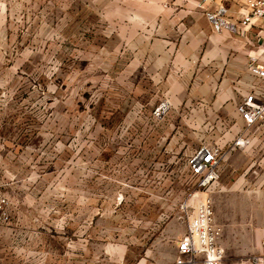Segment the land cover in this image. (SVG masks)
Wrapping results in <instances>:
<instances>
[{
    "label": "rangeland",
    "instance_id": "obj_1",
    "mask_svg": "<svg viewBox=\"0 0 264 264\" xmlns=\"http://www.w3.org/2000/svg\"><path fill=\"white\" fill-rule=\"evenodd\" d=\"M205 16L200 0H0V264H54V246L55 264H135L178 219L196 187L189 158L233 138L226 106L258 61ZM232 164L222 179L238 185L214 205L262 208L243 182L262 169ZM261 223L253 253L222 263L264 264ZM167 241L154 260L169 259Z\"/></svg>",
    "mask_w": 264,
    "mask_h": 264
},
{
    "label": "built area",
    "instance_id": "obj_2",
    "mask_svg": "<svg viewBox=\"0 0 264 264\" xmlns=\"http://www.w3.org/2000/svg\"><path fill=\"white\" fill-rule=\"evenodd\" d=\"M235 1L242 7L238 18L224 0L216 5V0H203L202 7L215 31L243 34L257 21L264 23V0ZM248 68L260 82L251 87L237 106L243 124L236 132L232 128L233 138H227L222 145L205 144L189 158L188 167L196 187L190 197L180 202L177 212L178 219L186 223V232L178 241L175 264L222 263L223 228L216 219L213 193L223 189L225 163L241 151L250 156L249 168L253 173L264 168V63L254 61ZM5 203L6 199L0 198V224L6 219Z\"/></svg>",
    "mask_w": 264,
    "mask_h": 264
},
{
    "label": "crops",
    "instance_id": "obj_3",
    "mask_svg": "<svg viewBox=\"0 0 264 264\" xmlns=\"http://www.w3.org/2000/svg\"><path fill=\"white\" fill-rule=\"evenodd\" d=\"M203 2V0H200ZM227 5L230 7L231 13L238 18L241 14L242 7L240 4H238L235 0H224ZM222 0H216L215 5L217 3H221ZM189 3L184 7V11L190 9ZM206 20L208 21L207 17L205 16ZM210 24V22L208 21ZM211 26V24H210ZM236 37H240V40L244 45L242 46L243 52L247 57H255L258 62L264 63V23L257 21L253 26L251 27L250 30H247L244 32L242 35L236 34ZM236 40V38H234ZM254 47V48H253ZM252 55V56H251ZM256 55V56H253ZM249 67V65H248ZM247 67V73L248 75L253 79L252 84H244L241 82L242 86H236L235 89L237 93L235 94V99L233 100V106L227 105L226 109L229 110L226 117H230L233 122H236L240 125L243 124V120L241 119L239 113L237 112V106L240 103V101L243 99L244 96H246L250 91L251 87L254 84H258L260 81L257 77H255L250 71L249 68ZM234 136V135H233ZM232 136V137H233ZM243 154V156H242ZM246 156H245V155ZM245 159L247 158V162L251 163V158L249 155H247L244 152H236L232 154L229 158V162L226 163V166H232L233 170L239 169L237 166H234L232 162L239 161L240 159ZM224 167V170L226 168ZM252 172V169L248 168V172ZM237 179H231V178H223L222 179V186L224 189L228 188H233L238 185ZM245 186H252L253 188L256 187V189H262L261 192L263 193L262 195V208H259L257 200H253V198L244 201L243 199L238 202V200L235 202V200H232V198H227L225 202L219 201L215 203L214 208H215V215L217 222L222 226L223 228V233L220 239V242L224 249L227 252H231L232 254L241 253L244 252L246 254L253 253L254 247L252 246H247V244L253 242L254 240V232L250 228H253L255 220L261 219V227L258 228V230L261 232V237L264 238V168L262 169L261 175L258 178H254V176L250 175V178L244 179L243 180ZM252 192V191H251ZM251 197V195H250ZM234 202L236 204L242 203V208L245 210H239L237 209L236 211L233 210L234 207ZM261 211V213L259 212ZM177 218H174V221H171L168 223V225L162 230L160 237L155 239L153 242L149 243L148 248L146 253L144 254V257H142L138 262L135 264H153V263H159V264H175V256H176V250H177V244L178 241L182 238V236L186 232V225L183 223L177 222ZM169 240V243H171L172 247V254L169 255V259L166 261L163 260H154L151 252H153L156 249H161L163 246H165ZM231 244L235 245L233 248ZM240 244H245L246 246L241 248L239 245ZM122 250L126 251H131L134 248L126 245H120ZM140 247L139 246H135ZM51 250V249H48ZM53 255H49L46 257H49L54 261V264L56 262V259L58 261V258H60V255L57 254L56 248L54 246L53 248ZM262 252L264 253V246L262 248ZM239 253V254H240ZM110 254V253H109ZM111 256V261L110 263L107 264H132L130 263L126 258L123 259L117 257L116 255L110 254ZM74 257V256H73ZM75 258V257H74ZM71 258V259H74ZM110 261V260H108ZM60 264V263H58ZM70 264H76V261H71ZM222 264H235V263H222ZM241 264H248V262H243Z\"/></svg>",
    "mask_w": 264,
    "mask_h": 264
}]
</instances>
